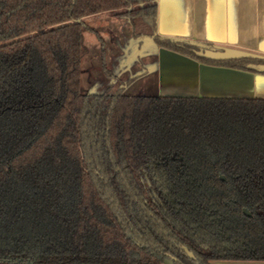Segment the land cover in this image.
<instances>
[{
  "label": "trees",
  "instance_id": "16d2710c",
  "mask_svg": "<svg viewBox=\"0 0 264 264\" xmlns=\"http://www.w3.org/2000/svg\"><path fill=\"white\" fill-rule=\"evenodd\" d=\"M105 11L264 74L158 34L156 0H0V264L264 260V98L85 92L83 18Z\"/></svg>",
  "mask_w": 264,
  "mask_h": 264
},
{
  "label": "crops",
  "instance_id": "0c3cea01",
  "mask_svg": "<svg viewBox=\"0 0 264 264\" xmlns=\"http://www.w3.org/2000/svg\"><path fill=\"white\" fill-rule=\"evenodd\" d=\"M156 2L158 34L264 56V0ZM157 52L160 84L168 78L184 79L180 94L172 96L264 98V74L199 63L160 47ZM212 264H264V260H215Z\"/></svg>",
  "mask_w": 264,
  "mask_h": 264
},
{
  "label": "rangeland",
  "instance_id": "374dc122",
  "mask_svg": "<svg viewBox=\"0 0 264 264\" xmlns=\"http://www.w3.org/2000/svg\"><path fill=\"white\" fill-rule=\"evenodd\" d=\"M83 21L88 26V29L83 31L88 47V55L83 65L92 67L91 81L86 85L85 92H102L110 85L115 90L130 77L137 76L124 87V93H179L184 79L168 78L162 82L163 85L160 84L157 52L159 47L148 38L133 36L126 17L116 14L115 11H105L86 16Z\"/></svg>",
  "mask_w": 264,
  "mask_h": 264
},
{
  "label": "water",
  "instance_id": "95a60500",
  "mask_svg": "<svg viewBox=\"0 0 264 264\" xmlns=\"http://www.w3.org/2000/svg\"><path fill=\"white\" fill-rule=\"evenodd\" d=\"M172 39H184L180 37H170L166 36ZM151 40V38H148ZM188 40L192 43H195L197 41L190 40V39H184ZM203 55L206 58L213 59V60H229V59H241V58H261L264 56L258 55L256 53L237 50V49H231V48H219V47H212V48H206L204 50ZM260 69H264L263 66H260ZM184 250L188 253L190 257H192V254L188 252L186 248Z\"/></svg>",
  "mask_w": 264,
  "mask_h": 264
},
{
  "label": "flooded vegetation",
  "instance_id": "af4514ba",
  "mask_svg": "<svg viewBox=\"0 0 264 264\" xmlns=\"http://www.w3.org/2000/svg\"><path fill=\"white\" fill-rule=\"evenodd\" d=\"M242 212L244 215L246 216H249L250 215V212L248 211V209L246 208H243L242 209ZM182 252L185 254L186 258L188 260H190L191 262H193V264H203L201 263V261L188 249V247L186 246H180ZM184 248H186L188 250L189 253L192 254V257H190L188 255V253L184 250ZM215 260H223V259H212V260H209L208 261V264H212V261H215ZM181 264L178 259L170 254H167L166 258L163 260V262L161 264Z\"/></svg>",
  "mask_w": 264,
  "mask_h": 264
}]
</instances>
